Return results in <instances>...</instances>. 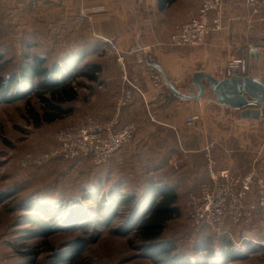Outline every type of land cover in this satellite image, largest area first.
<instances>
[{"label":"crops","instance_id":"obj_1","mask_svg":"<svg viewBox=\"0 0 264 264\" xmlns=\"http://www.w3.org/2000/svg\"><path fill=\"white\" fill-rule=\"evenodd\" d=\"M238 1L224 0L223 29L208 35L200 46L172 48L168 41L175 27L197 15L201 0H0V13L4 14L0 17L1 55L14 63L34 49L47 51V56L57 52L52 61L61 67L64 77L71 75L70 68L99 66L97 81L80 78L84 88L77 87V99L63 106L70 110L65 115L84 112L106 122L114 115L117 100L127 98L115 128L143 120L137 130V165H149L144 179L171 169L169 185L176 191L184 188L187 199L208 179L207 146L220 168L238 175L251 170L264 174V102L245 86L241 95L249 105L244 106L238 88V80L264 88V6L254 16ZM81 7L103 11L91 23H79ZM105 39L128 48L125 77L119 76ZM11 51H16L18 59L10 57ZM142 51L152 54L176 94L143 61ZM233 60L241 63L234 65ZM193 114L200 120L188 129L185 118ZM158 128L171 136L172 143L164 152L158 146L153 156L148 151L156 143L147 138ZM174 157L179 161L177 169L168 166ZM164 159L168 161L161 167ZM179 170V178L174 180ZM188 177L191 185L184 182Z\"/></svg>","mask_w":264,"mask_h":264},{"label":"trees","instance_id":"obj_2","mask_svg":"<svg viewBox=\"0 0 264 264\" xmlns=\"http://www.w3.org/2000/svg\"><path fill=\"white\" fill-rule=\"evenodd\" d=\"M170 1L173 0H159V3ZM134 17L132 13V20ZM27 53L25 52L21 59L16 61L10 72L5 76H0V102H12L32 95L37 100L39 107L37 109L31 107L28 99L26 101L25 119L31 127L39 129L62 119L70 111L63 106L77 99L76 88L79 86L75 81L79 78H85L95 82L101 68L97 65L78 69L70 68L71 75L64 77L60 76V66L57 67L53 61L50 65L47 64L49 61L45 54L31 56ZM1 54L0 73H4L5 68L11 62L5 60L4 55ZM23 85L26 87L21 90ZM121 111L122 108L120 114ZM130 122H137V119ZM138 126L139 124L137 130ZM137 130L132 140L137 135ZM158 132L167 134L161 128H158ZM154 133L147 140H152ZM167 136L169 137L168 134ZM169 138L171 139V136ZM128 144L121 147L117 154ZM57 145L54 140V145L47 150L56 148ZM157 147L158 144L153 147V151L157 150ZM135 153L137 152H134L132 156H135ZM115 154L107 163L100 166L94 165L89 158L76 157L67 160L61 156H55L41 166L19 167L29 171L33 177L31 171L35 172L48 164L60 162L67 164L70 168L86 165L91 168V173L96 175V177L89 176L84 182H78L82 183V186H79L78 183L76 185L65 182V180L40 184L27 195L26 199L31 205L21 208L24 210V218L22 219L37 229L42 238L56 234L55 226L57 223H62L60 226L64 227L62 229L64 231L80 233L85 231V233L95 235L99 229L104 228L111 229V232L123 237L134 234V237L138 238L142 245V256L150 258L154 264H217V255H221L222 257L219 258L222 259L237 258V252L230 247L231 242L227 241L226 234L229 231L234 233L233 228L242 225H234L228 220H224L218 230L208 228L206 235L200 241L201 243L191 248L192 250H182L181 245L177 246L175 241L164 238L166 225L181 218L176 188L169 185V179H165L166 181L163 179L156 180L153 177L142 179L138 175H134L133 172L130 174L129 169L120 167V163L113 164L112 160H115ZM160 166L164 167L165 164ZM133 167L135 168V165ZM171 172L174 171L171 170ZM124 175L128 176L130 180L124 179ZM133 181L135 183L132 191L137 190V192H126L125 185L130 186ZM109 183L110 186L107 187L106 185ZM136 193L138 195L143 194L145 198L140 200ZM123 213L126 214L125 218L122 216ZM257 215L262 216L264 213L259 212ZM120 218L125 219L122 223L126 224L128 231H123L122 223L116 227L113 225ZM196 234L199 233L196 232ZM75 237L78 242L68 249L69 251L72 249L76 253L81 250L84 241L89 242L90 240L91 243H94L95 240V236H89L88 239L86 235ZM217 240L218 245L216 244ZM216 248H220V251L217 252ZM183 251L186 253L184 254ZM199 253L201 254L197 256L196 260L190 262L191 256ZM55 258H61V256L56 255ZM68 258L71 259L72 257L69 256Z\"/></svg>","mask_w":264,"mask_h":264},{"label":"rangeland","instance_id":"obj_3","mask_svg":"<svg viewBox=\"0 0 264 264\" xmlns=\"http://www.w3.org/2000/svg\"><path fill=\"white\" fill-rule=\"evenodd\" d=\"M238 4L245 7V0H239ZM1 16L4 18V14L0 13ZM1 39L2 37H0V41ZM3 52L0 48V53ZM38 52L40 51L34 49L28 51L27 54L31 56L35 54L46 55L44 52ZM10 55L11 58L16 57L18 59L16 51H11ZM56 55L57 52L53 51L49 52L48 56L46 55L49 61L48 65L53 59L55 60ZM15 64L16 62L8 64L4 73H0V76H5L13 69ZM118 73L122 77L119 68ZM75 82L78 84L77 86L84 88L81 84L84 81L80 78ZM25 87L26 85H23L21 90ZM28 99L31 107L35 109L39 107L37 100L32 95L29 97L27 95L12 102H0V264H32V262L33 264H154L150 258L142 256V245L138 238L134 237V234L123 237L111 232V229L103 228L99 229L97 234L92 235L85 233V231L82 233L64 231L62 230L64 227L60 226L62 223H57L55 226L56 234L48 238H42L37 229L22 219L24 218V210L21 208L31 205L26 199L27 195L40 184L65 180V182L77 185L78 182H84L89 176L96 177L91 173V168L86 165L70 168L67 164L60 162L48 164L35 172L31 171L33 175L31 177L29 171L20 169L21 167L19 168L16 164V160H12L13 157H21L26 153L39 154L51 148L54 145V140L56 141L55 132L59 128L75 124L79 121L77 119L86 114L84 112L78 115L67 114L50 125L35 129L25 119L26 101ZM72 106H75V104ZM186 128L191 129L189 126ZM154 132V138L151 140L152 144H158L159 149L162 150L161 152L170 149L172 140L168 138L167 134L158 132V129ZM186 132L191 134L189 131ZM156 151L151 148L148 153H152L154 156ZM134 152H137V135L121 150L119 155L114 156L115 160L113 159L112 162L113 164L120 163V167L129 169L130 174L133 172L134 175H137V168H140L141 174L139 177L143 179L149 173L146 170L149 165L147 166L146 162H143L144 165H137L140 158H137V153L132 156ZM160 158L159 160H161ZM167 161V159H164L162 162L166 164ZM179 173L180 170L174 180L179 178ZM187 175L184 174V176ZM123 177L130 180L126 175ZM171 177V169L166 168L165 171L156 175V178H153L168 180ZM191 179L190 177L184 178L185 184L189 182L191 185ZM180 182L184 184L181 180ZM134 183L133 181L130 186L125 185L126 192H137V190L132 191ZM78 184L82 186V183ZM106 186H110V183ZM177 193L181 218L166 225L164 238L175 241L178 244L177 246L181 245V249L187 251L201 243L200 241L206 235L207 230L202 234V231L194 230L190 226L183 209L187 194L184 192V188ZM136 196L140 200L145 198L143 194L138 195L136 193ZM122 216L125 218L126 214L123 213ZM123 218H120L113 225L116 227V225L124 222L125 219ZM122 228L124 232L128 231L126 224H123ZM233 231L234 233L229 231L226 235L227 241L231 242L230 247L237 252V258L222 259L219 258L222 257L221 255H217V264H264V215H255L249 223L234 227ZM196 232L199 234H196ZM81 235H86L87 239L89 236H95L94 243H91L90 240L89 242L84 241L79 252H73L72 249L69 251L68 248L78 242L75 236ZM216 244L218 245V240ZM215 250L219 252L220 248ZM200 254L192 255L190 262L196 260ZM56 255L61 256V258H55ZM69 256L72 258L69 259Z\"/></svg>","mask_w":264,"mask_h":264},{"label":"built area","instance_id":"obj_4","mask_svg":"<svg viewBox=\"0 0 264 264\" xmlns=\"http://www.w3.org/2000/svg\"><path fill=\"white\" fill-rule=\"evenodd\" d=\"M224 0H201L197 15L191 20L175 27L168 45L172 48L200 46L206 37L223 29ZM264 0H245V7L254 16L260 14ZM103 8L81 7L77 15L79 23H91L93 16ZM109 51L114 54L115 62L123 77L126 76V57L128 48L116 40H104ZM241 63L233 60L232 64ZM166 86L162 85L161 90ZM141 92L139 88H136ZM127 98H119L114 115L109 121L100 122L89 114H84L78 122L59 128L55 132L57 147L39 154L26 153L13 157L19 167L41 166L55 156L70 160L76 157L89 158L100 166L107 163L124 145L128 144L143 120L129 122L116 129L121 108ZM150 120L152 117L149 116ZM199 115L185 118L189 127H195ZM208 179L201 184L196 193L188 195L184 211L190 226L202 234L212 228L218 230L224 220L234 225L249 223L259 212L264 213V174L251 170L244 175L233 173L228 168L217 166L211 153V147L205 148ZM179 161L172 158L168 166L177 169Z\"/></svg>","mask_w":264,"mask_h":264},{"label":"water","instance_id":"obj_5","mask_svg":"<svg viewBox=\"0 0 264 264\" xmlns=\"http://www.w3.org/2000/svg\"><path fill=\"white\" fill-rule=\"evenodd\" d=\"M141 57L143 59V61L148 64L149 66H151L152 68H154L155 70H157L164 82V84L168 87V90L172 93V94H176L174 92V90L171 88L170 85H168V81L167 78L164 74V72L162 71V69L160 68V66L157 64L155 58L152 56L151 53L149 52H143L141 53ZM245 86H250L253 91L255 92V95L257 96V99L259 100V102H264V88H261L260 86H258L257 84H255L254 82L250 81V80H238V88H239V94L240 97L243 99L244 102V106H248L249 102H247L245 100V98L241 95V89Z\"/></svg>","mask_w":264,"mask_h":264}]
</instances>
